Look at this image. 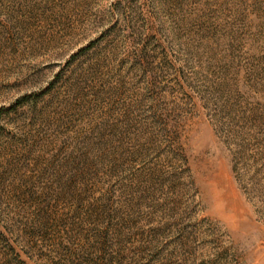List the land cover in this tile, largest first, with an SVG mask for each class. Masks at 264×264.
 Segmentation results:
<instances>
[{
	"label": "rangeland",
	"instance_id": "rangeland-1",
	"mask_svg": "<svg viewBox=\"0 0 264 264\" xmlns=\"http://www.w3.org/2000/svg\"><path fill=\"white\" fill-rule=\"evenodd\" d=\"M0 264H264V0H0Z\"/></svg>",
	"mask_w": 264,
	"mask_h": 264
}]
</instances>
